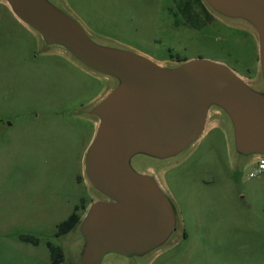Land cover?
<instances>
[{"label":"rangeland","instance_id":"374dc122","mask_svg":"<svg viewBox=\"0 0 264 264\" xmlns=\"http://www.w3.org/2000/svg\"><path fill=\"white\" fill-rule=\"evenodd\" d=\"M59 1L100 41L161 62L218 60L260 79L255 32L209 9L203 14L199 0H178L177 9L173 0ZM187 4L197 20L185 21ZM32 32L0 0V264H50L49 242L66 250L68 263L76 230L59 238L57 226L76 205L83 215L98 199L83 165L95 129L79 110L112 82L43 48ZM254 168L252 159L235 160L229 123L211 118L188 151L157 167L187 237L143 264H264V172L251 176Z\"/></svg>","mask_w":264,"mask_h":264},{"label":"water","instance_id":"95a60500","mask_svg":"<svg viewBox=\"0 0 264 264\" xmlns=\"http://www.w3.org/2000/svg\"><path fill=\"white\" fill-rule=\"evenodd\" d=\"M3 1L43 48L62 50L112 82L82 110L97 122L83 162L99 198L72 238L77 264H143L180 236L178 210L157 167L188 151L211 118L229 123L237 162L264 158V0H203L255 32L258 83L218 60L161 62L100 41L59 0Z\"/></svg>","mask_w":264,"mask_h":264},{"label":"trees","instance_id":"16d2710c","mask_svg":"<svg viewBox=\"0 0 264 264\" xmlns=\"http://www.w3.org/2000/svg\"><path fill=\"white\" fill-rule=\"evenodd\" d=\"M204 6L205 8H208L206 7L207 6L206 4ZM79 207H80L79 205H76L74 211L68 216V218L58 224L57 232H56L57 237H60L62 235L68 234L76 230L78 224L80 223L83 217V215L78 213ZM21 239L27 242H33L34 244L39 243L38 238L29 235H22ZM48 247L51 253L52 264H69L66 263L65 261V254L62 250V247L55 245L52 242L48 243Z\"/></svg>","mask_w":264,"mask_h":264},{"label":"flooded vegetation","instance_id":"af4514ba","mask_svg":"<svg viewBox=\"0 0 264 264\" xmlns=\"http://www.w3.org/2000/svg\"><path fill=\"white\" fill-rule=\"evenodd\" d=\"M201 3L200 4H198V5H200V7H201V9H202V11H203V14H204V9H209V8H205V2L203 1V0H199ZM173 2H174V4H175V6H176V8L175 9H177L178 8V0H173ZM201 5H203V6H201ZM207 7V6H206ZM190 9V7L188 6V4L187 5H185V8H184V11H187V10H189ZM181 12V14L184 16V19H185V21H191V19L192 18H195L196 20H197V16H198V14L196 13H192V12ZM202 14V15H203ZM34 35L36 34L35 32H32ZM37 35V34H36ZM38 36V35H37ZM39 38V37H38ZM177 61H179V60H172V61H169V62H177ZM93 74V73H92ZM259 81H256V82H253V83H258ZM96 101V100H95ZM94 101V102H95ZM83 107L84 106H81L80 107V110H79V113L80 114H82V110H83ZM82 115H84V114H82ZM84 116H86V115H84ZM86 117H88V120L90 121V122H92V124L94 125V129H95V131H96V128H97V122H96V120L94 119V118H92V117H89V116H86ZM95 134V133H94ZM90 144V143H89ZM84 160V159H83ZM83 165H84V162H83ZM85 175V174H84ZM85 179H86V177H85ZM98 198H99V196H98ZM95 200V199H94ZM93 202V201H92ZM88 208V207H87ZM87 208H86V210H87ZM84 215V214H83ZM70 233H72V232H70ZM70 233H68V234H70ZM68 234H65V235H62V236H60L59 238H64V237H66ZM181 236L182 237H184V238H186L187 237V234H186V232L185 231H183V229H182V231H181ZM62 250H63V252H64V254H65V261L66 260H68L69 258H67L68 256H67V254H66V250L65 249H63L62 248ZM72 253V252H71ZM67 263V262H66ZM68 263L69 264H77V259L75 258V256H74V254L72 253V255H71V260H69L68 261ZM50 264H52V260H51V262H50Z\"/></svg>","mask_w":264,"mask_h":264},{"label":"built area","instance_id":"2783aa9c","mask_svg":"<svg viewBox=\"0 0 264 264\" xmlns=\"http://www.w3.org/2000/svg\"><path fill=\"white\" fill-rule=\"evenodd\" d=\"M255 168L251 171L250 175L253 176L257 173L264 172V158H257L254 160Z\"/></svg>","mask_w":264,"mask_h":264}]
</instances>
